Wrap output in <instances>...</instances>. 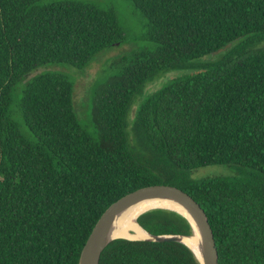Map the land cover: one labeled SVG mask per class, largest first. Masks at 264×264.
Listing matches in <instances>:
<instances>
[{"label": "trees", "instance_id": "1", "mask_svg": "<svg viewBox=\"0 0 264 264\" xmlns=\"http://www.w3.org/2000/svg\"><path fill=\"white\" fill-rule=\"evenodd\" d=\"M48 1L0 0V264H80L103 214L151 186L202 206L219 264H264V0H132L154 47L96 90L88 125L68 76L30 77L87 69L123 29L114 8ZM172 72L191 74L146 96L131 119L147 86ZM219 165L236 173L192 178ZM136 225L193 235L166 210ZM100 264L200 263L182 243L116 239Z\"/></svg>", "mask_w": 264, "mask_h": 264}, {"label": "rangeland", "instance_id": "2", "mask_svg": "<svg viewBox=\"0 0 264 264\" xmlns=\"http://www.w3.org/2000/svg\"><path fill=\"white\" fill-rule=\"evenodd\" d=\"M83 1L93 3L106 8H114L117 11L120 25L124 33V41L104 50L93 63L85 70H77L73 67L60 64L41 68L34 72L30 78L45 71L59 72L68 76L75 83V106L83 124L88 125L92 120L93 97L96 90L117 74V67L132 54L152 49L154 44L147 36L148 21L137 10L132 0H50L49 2ZM191 74V72H172L166 74L155 82L149 84L145 96L135 103L131 119L133 118L139 103L148 95L155 93L171 80ZM24 85L19 87L21 92ZM236 173V169L230 166L219 165L200 168L194 171L192 178L200 180L204 177H227Z\"/></svg>", "mask_w": 264, "mask_h": 264}, {"label": "water", "instance_id": "3", "mask_svg": "<svg viewBox=\"0 0 264 264\" xmlns=\"http://www.w3.org/2000/svg\"><path fill=\"white\" fill-rule=\"evenodd\" d=\"M233 46V43L228 44L226 47L214 52L212 55L218 56L228 51ZM154 198H170L181 204L189 213L190 217L183 214L182 212L169 208H158L159 210H166L177 213L186 218L193 229L200 232L201 235V246L203 251V259L191 247L180 241V238L189 236H161L155 237L150 236L152 239L146 241H157V242H178L186 245L195 255L200 264H219V253L217 244L214 236L213 229L209 222L208 216L202 206L192 198L185 191L172 186H151L144 189H140L132 194H129L116 203H114L101 217L95 226L87 244L85 245L80 264H100L103 252L107 246L114 240L111 238V231L118 216L130 206L137 202L154 199ZM153 209V210H158ZM152 211V210H150ZM149 212V211H148ZM141 227V226H140ZM124 239V238H119ZM129 240V239H126ZM140 241V240H130Z\"/></svg>", "mask_w": 264, "mask_h": 264}, {"label": "bare ground", "instance_id": "4", "mask_svg": "<svg viewBox=\"0 0 264 264\" xmlns=\"http://www.w3.org/2000/svg\"><path fill=\"white\" fill-rule=\"evenodd\" d=\"M158 208H169L182 212L190 217L188 211L177 201L170 198H154L147 199L135 203L134 205L123 211L117 218L115 225L111 231L112 239H129V240H150L152 237L144 230L136 225L137 219L144 213ZM180 241L191 247L198 256L203 259V251L201 246V235L199 230L195 229L192 236L180 238Z\"/></svg>", "mask_w": 264, "mask_h": 264}]
</instances>
